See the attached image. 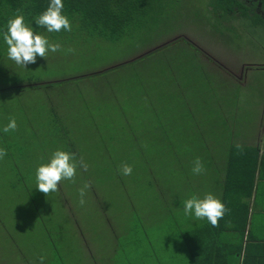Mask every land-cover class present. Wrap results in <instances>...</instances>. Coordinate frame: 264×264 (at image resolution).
Listing matches in <instances>:
<instances>
[{
  "label": "rangeland",
  "instance_id": "rangeland-1",
  "mask_svg": "<svg viewBox=\"0 0 264 264\" xmlns=\"http://www.w3.org/2000/svg\"><path fill=\"white\" fill-rule=\"evenodd\" d=\"M209 2L161 0L157 27L113 45L87 38L71 22L70 32H60L71 40L54 42L61 50L47 60L37 56L48 66L35 73L43 81L71 80L4 89L20 76L0 74V148L7 150L0 160V264H40L41 256L44 264H88L93 260L80 253L102 249H118V264H128L132 250L136 262L185 263L184 201L219 198L213 151L253 144L260 108L264 121V29L255 27V42L246 26L229 31L233 14L218 16ZM3 65L14 61L0 46V73ZM11 118L17 129L5 133ZM56 150L82 157L88 169L78 167L75 183L64 180L46 196L36 170ZM197 157L201 175L191 171ZM124 164L131 175L121 174ZM86 182L92 187L81 206Z\"/></svg>",
  "mask_w": 264,
  "mask_h": 264
},
{
  "label": "trees",
  "instance_id": "trees-1",
  "mask_svg": "<svg viewBox=\"0 0 264 264\" xmlns=\"http://www.w3.org/2000/svg\"><path fill=\"white\" fill-rule=\"evenodd\" d=\"M209 5L213 8L214 12L221 17H227L234 15L233 4L234 0H209ZM64 8L62 14L68 17L70 22H78L77 29L83 32L87 38H97L99 43L114 44L117 40L125 39L126 37L145 36V29H154L157 27L161 17V0H62ZM50 4V0H0V46L7 52V45L3 40V33L7 31V22L13 19L17 15V9L24 16L25 23L29 27H40L42 30L41 35L49 39L50 42H66V37L61 40L60 32H48L46 28L38 26L35 23V18L43 13ZM244 12H241L243 14ZM245 14L244 17L245 18ZM248 17V16H246ZM79 19V20H78ZM91 36L89 37L88 34ZM96 36V37H95ZM148 44V43H146ZM143 44V45H146ZM66 45V44H64ZM164 46L162 47V49ZM158 50L159 49H155ZM155 50L140 56H151ZM138 58V57H137ZM136 59V58H135ZM5 58L3 59V61ZM115 65L105 70L115 69L123 66L127 63ZM48 64L43 59L37 60L35 64H29L26 68L17 66L14 62V67H8L3 65L2 72L0 74L7 75L10 73H17L20 76V82L17 78L13 81H6L3 86L4 89L10 88L24 89L26 87H47L56 82L63 81L65 79L71 80V78H65L60 80H47L43 81L40 77H36L37 71L47 70ZM49 69V68H48ZM104 71V70H103ZM170 73H172L170 71ZM5 81V80H4ZM22 82H27L22 84ZM159 130L161 127L158 128ZM129 142V136H128ZM230 146V147H229ZM228 155L229 162L224 164L223 173L225 178L223 179L224 200L223 203L231 210L232 207H238L242 204L241 201L233 200L236 195V191L246 192L241 195L240 199L250 198L252 195V188L255 180V176L260 172V167L264 162V152L260 154L259 146H247V145H229ZM243 146V147H241ZM129 149V143H128ZM225 151V149H224ZM215 154L212 156L211 169L218 170L222 164L215 161ZM226 161V159H225ZM231 212V211H230ZM247 208L241 212V218L243 220V233L247 221ZM239 225V223L237 222ZM233 232H240L239 230H233ZM242 249V248H240ZM239 249V251H240ZM240 254H233L234 257ZM245 256V255H244Z\"/></svg>",
  "mask_w": 264,
  "mask_h": 264
},
{
  "label": "crops",
  "instance_id": "crops-1",
  "mask_svg": "<svg viewBox=\"0 0 264 264\" xmlns=\"http://www.w3.org/2000/svg\"><path fill=\"white\" fill-rule=\"evenodd\" d=\"M234 77L239 79V76L234 75ZM261 114L262 108L259 112V128L255 133V141L251 145L247 144L252 147L259 146L260 154L264 152V121ZM230 145L233 146V144ZM236 145L240 146V143ZM228 146H224L225 151L219 154L213 151L216 163L222 164L215 174V181L220 185L217 188L222 191L219 197L222 202L225 197L224 189L221 188L225 178L223 166L229 162ZM242 190L236 191V195L229 200L230 202L241 201L242 204L238 207L231 206V210L219 220L218 227H213L206 219L197 220L194 216H182V218H188L189 224L183 235V248L186 253L183 264H264V162L260 172L255 176L251 197L241 200V195L247 192ZM246 208L248 215L243 233L241 212ZM233 230L240 232L235 233ZM118 251V249L107 251L102 249L80 254H87L88 260H93L88 264H118L116 263ZM134 254L133 250L131 253L126 252L128 264H145L144 259H138L136 262L132 258ZM233 254L240 255L234 257Z\"/></svg>",
  "mask_w": 264,
  "mask_h": 264
},
{
  "label": "clouds",
  "instance_id": "clouds-1",
  "mask_svg": "<svg viewBox=\"0 0 264 264\" xmlns=\"http://www.w3.org/2000/svg\"><path fill=\"white\" fill-rule=\"evenodd\" d=\"M64 4L62 0H50L47 9L38 15L34 20L38 26L46 28L48 32L71 31L72 25L67 16L62 14ZM3 40L7 47V56L14 61L17 66L26 68L29 64H35L37 56L47 60L49 51L56 53L61 50V44L52 43L45 36L35 34L24 20L23 14L17 9V15L8 20L7 31L3 33ZM72 48L67 52L73 53ZM17 129L15 118L3 128V132L8 133ZM7 155V150L0 148V160ZM87 171L88 164L81 157L77 160L75 153L56 150L47 164H42L36 170L37 188L40 192L48 196L52 192L59 191V185L64 180L75 183L77 168ZM132 167L124 164L120 172L122 175H131ZM194 175L203 174L206 169L202 160L197 157L193 161L191 169ZM92 187L86 182L79 189V203L83 206L86 201L84 197ZM183 211L185 217L194 216L197 220H207L213 227L219 226V220L229 211L226 205L215 195L208 193L203 198L196 195L184 201ZM40 264H44L45 257L41 256Z\"/></svg>",
  "mask_w": 264,
  "mask_h": 264
},
{
  "label": "flooded vegetation",
  "instance_id": "flooded-vegetation-1",
  "mask_svg": "<svg viewBox=\"0 0 264 264\" xmlns=\"http://www.w3.org/2000/svg\"><path fill=\"white\" fill-rule=\"evenodd\" d=\"M233 11V21L235 23L229 24L227 29L238 31L236 25L246 26L247 32L251 33L253 31L252 42H255V27L261 25L264 29V0H234ZM241 12L244 13L241 14ZM244 14L248 17L243 18Z\"/></svg>",
  "mask_w": 264,
  "mask_h": 264
}]
</instances>
